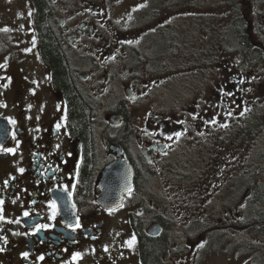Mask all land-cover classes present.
Segmentation results:
<instances>
[{"label":"flooded vegetation","instance_id":"obj_1","mask_svg":"<svg viewBox=\"0 0 264 264\" xmlns=\"http://www.w3.org/2000/svg\"><path fill=\"white\" fill-rule=\"evenodd\" d=\"M39 2L41 12L36 0H0V264H199L203 247L219 236L188 217L186 177L172 167L182 157L165 156L171 144L181 148L185 132L213 137L250 105L261 76L252 68L264 66V0ZM45 33L55 38L77 93L92 105L85 139L70 126L67 96L43 53ZM228 33L248 59L218 57L214 49ZM203 46H210V61L201 57ZM171 63L193 69L179 85L170 79ZM204 65L205 93L180 105L202 84ZM173 96L179 104L171 111ZM233 151L218 144L207 172L212 183ZM114 161L117 168L105 172ZM259 226L252 235L257 246L250 247L264 251ZM248 236L229 241L247 250ZM158 237L164 247L153 261L145 244Z\"/></svg>","mask_w":264,"mask_h":264},{"label":"rangeland","instance_id":"obj_2","mask_svg":"<svg viewBox=\"0 0 264 264\" xmlns=\"http://www.w3.org/2000/svg\"><path fill=\"white\" fill-rule=\"evenodd\" d=\"M239 48L236 38L228 33L224 40H220L217 50H214L220 59L230 57L236 61L242 60ZM200 53L203 59L210 61V46H203ZM172 63L175 64V61L172 60ZM172 63L169 71L170 79L171 81L175 80L174 83L179 85V77H185V74L190 73L192 68L187 65L182 68L177 65L178 63L176 65ZM252 69L255 73L260 72L261 76L252 87V92L255 95L251 97L250 105L247 108L233 112V115L230 116V123L222 124V127L219 126L213 137L206 136L203 132L196 133L192 129V134L185 132L186 134L180 139L184 144L178 151H175V146L178 143L175 141L177 143L171 144L170 152L168 151L167 155L165 153V160L172 153L182 157L183 162L182 160L180 162L173 161L172 167L174 170L181 171L178 172L179 175L183 174L186 177V201L188 204L192 203L187 205L188 217H194L204 226L212 225L216 229L215 233L217 234L215 235L219 236L217 240L212 239L207 245L208 249L206 246L203 247V257L199 264H264L263 249L250 247L257 246L256 239L252 236L257 233L253 229L254 226L260 227L259 223L263 221L264 210L259 214L256 212L257 204L252 193L244 196L246 189H250V191L252 189L251 174H257L256 158L260 157L264 160V130H262L264 129V66L260 68V64H256ZM202 70L204 71L201 77L202 84L196 88L193 86L190 92L185 94L184 99H179L180 105L190 104L189 97L192 95L200 96L201 93H205L206 87L209 85V78L205 76V73L209 71V66H202ZM194 71L199 72V70ZM174 97L168 104V110L172 111L173 107L179 104L175 102ZM100 117L103 116L100 115ZM246 123L251 124L249 130L245 129ZM255 129H259L260 134H256ZM254 133L258 136L255 144L252 143ZM218 144L233 146L234 156L229 161V165L219 174L217 182L212 183L207 172H212L215 168L216 162L214 161L217 158ZM180 150H184V153H178ZM171 169L167 163L162 168L166 172ZM261 174L263 176L260 180L264 183V171ZM200 185L201 190H198ZM205 186H209V191L204 194ZM199 201L200 203H198ZM230 227H232L231 230H229ZM249 227L250 230H248ZM240 234L250 235L247 237L249 246L246 247L245 242H242L247 250L239 251L232 247L233 243L229 241L232 238L237 239L236 236Z\"/></svg>","mask_w":264,"mask_h":264},{"label":"trees","instance_id":"obj_3","mask_svg":"<svg viewBox=\"0 0 264 264\" xmlns=\"http://www.w3.org/2000/svg\"><path fill=\"white\" fill-rule=\"evenodd\" d=\"M38 8L41 12L42 3L39 0H36ZM242 57L248 59L247 51L241 50ZM43 53L46 59L48 60L49 65L53 70L54 83L60 87L66 94L67 100L70 106V126L76 134L85 139L87 131L90 129L89 124L91 123V104L90 102L83 98L79 93H77L76 88L74 86V81L72 76L67 71L65 63L62 59L60 49L56 43L55 38L53 39L50 33H45L44 45H43ZM254 124V123H253ZM252 124V127H253ZM254 128V127H253ZM89 145L91 143L89 142ZM92 156V155H90ZM258 161V162H257ZM257 163V174H251L252 179V189L251 193L253 194L255 203L257 204L256 212L259 214L260 211L264 210V183L261 182V177L263 176L261 172L264 171V160L260 157L256 158ZM255 163V164H256ZM94 168V159L90 157V159H86L84 161V166L82 169V176L84 180H88L90 175V171ZM86 181L85 184H87ZM262 220L260 222L261 225H264V216H262ZM262 227V226H261ZM263 229V227H262ZM164 247V239L162 237L156 238V240H149L145 244V255L146 258L150 260H156L159 252Z\"/></svg>","mask_w":264,"mask_h":264},{"label":"snow or ice","instance_id":"obj_4","mask_svg":"<svg viewBox=\"0 0 264 264\" xmlns=\"http://www.w3.org/2000/svg\"><path fill=\"white\" fill-rule=\"evenodd\" d=\"M195 118L196 117H193V119H195ZM12 123H14V122H12ZM56 127H57V131H59V128L61 127V125H57ZM169 139H171V137H169ZM23 171H24L23 169H20V172L21 173H23ZM63 191L64 192H67L68 189L67 188H64ZM130 191H131V189H129V192ZM58 199H62V198H58ZM0 203H2V201H0ZM48 207L52 210V212H51V218L52 219H55V216L57 215V207H58L56 201L54 200L52 203H50L48 205ZM27 215L28 214L25 213V216H27ZM79 227H80V225H79V222L77 221L76 224L71 228V231L75 232ZM40 231H42L41 228H37L36 229V232H40ZM33 234H35V233H33ZM128 245H129V247H133L135 245V238H133L132 240L128 241ZM200 246L203 247V245H200ZM24 258L27 259V255L26 254H25V257ZM79 258L80 257L77 255V256H74L73 257V260L75 261V260H78ZM41 259H43V257H41Z\"/></svg>","mask_w":264,"mask_h":264},{"label":"water","instance_id":"obj_5","mask_svg":"<svg viewBox=\"0 0 264 264\" xmlns=\"http://www.w3.org/2000/svg\"><path fill=\"white\" fill-rule=\"evenodd\" d=\"M111 121L116 122V118L115 117H111ZM109 168H112V166L109 167ZM246 195H247V193H246Z\"/></svg>","mask_w":264,"mask_h":264},{"label":"bare ground","instance_id":"obj_6","mask_svg":"<svg viewBox=\"0 0 264 264\" xmlns=\"http://www.w3.org/2000/svg\"><path fill=\"white\" fill-rule=\"evenodd\" d=\"M53 26V25H52ZM100 107V106H99ZM254 127V126H253ZM243 241V240H242Z\"/></svg>","mask_w":264,"mask_h":264}]
</instances>
